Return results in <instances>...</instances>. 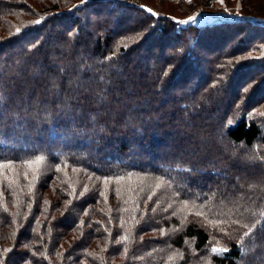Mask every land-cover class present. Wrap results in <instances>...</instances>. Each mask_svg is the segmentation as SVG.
Returning <instances> with one entry per match:
<instances>
[{"label":"trees","instance_id":"16d2710c","mask_svg":"<svg viewBox=\"0 0 264 264\" xmlns=\"http://www.w3.org/2000/svg\"><path fill=\"white\" fill-rule=\"evenodd\" d=\"M211 2L0 0V264H264V20Z\"/></svg>","mask_w":264,"mask_h":264},{"label":"rangeland","instance_id":"374dc122","mask_svg":"<svg viewBox=\"0 0 264 264\" xmlns=\"http://www.w3.org/2000/svg\"><path fill=\"white\" fill-rule=\"evenodd\" d=\"M176 3L180 6L181 1H176ZM243 3V0H212L210 4L205 3L204 6H201L199 9L197 8V10L192 15V19L197 20L199 23L218 20L234 21L241 20L244 17H249V19L254 22H257V20H264L262 15H253L243 12ZM181 7L188 8V5L185 3Z\"/></svg>","mask_w":264,"mask_h":264},{"label":"snow or ice","instance_id":"6c2138e0","mask_svg":"<svg viewBox=\"0 0 264 264\" xmlns=\"http://www.w3.org/2000/svg\"><path fill=\"white\" fill-rule=\"evenodd\" d=\"M149 11H151V10L149 9ZM17 31H19V30H17ZM37 162H39V161H37ZM0 167H2V166H0ZM213 251L216 252V251H221V250L220 249H213ZM223 251H227V249H223Z\"/></svg>","mask_w":264,"mask_h":264}]
</instances>
